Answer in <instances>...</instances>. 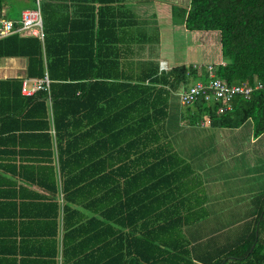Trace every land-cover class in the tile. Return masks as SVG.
Instances as JSON below:
<instances>
[{
    "label": "trees",
    "instance_id": "1",
    "mask_svg": "<svg viewBox=\"0 0 264 264\" xmlns=\"http://www.w3.org/2000/svg\"><path fill=\"white\" fill-rule=\"evenodd\" d=\"M40 1L42 40L17 33L0 38V58L25 56L27 77L47 73L50 80L48 90L25 95L22 78L0 79V178L12 189L3 196L25 200L17 204L21 210L13 208L28 214L37 237L47 239L41 264H57L59 248L62 264H220L226 256L235 257L230 264H264V195L234 243L194 246L184 231L205 216L192 207L181 212L187 199L180 185L191 171L163 132L168 103L158 98L166 91L154 83L176 89L206 80V71L179 65L133 83L120 53L105 50L107 1L71 19L58 0ZM34 2L0 0V18L6 6L13 16ZM178 14L189 30L218 32L217 77L264 86V0H190ZM192 105V123L205 116L234 128L251 119L253 135L264 132V87L249 98L235 96L226 111L203 98Z\"/></svg>",
    "mask_w": 264,
    "mask_h": 264
},
{
    "label": "crops",
    "instance_id": "2",
    "mask_svg": "<svg viewBox=\"0 0 264 264\" xmlns=\"http://www.w3.org/2000/svg\"><path fill=\"white\" fill-rule=\"evenodd\" d=\"M105 1L107 4L103 8L106 10L101 21L110 25L101 29V35L107 40L105 50L120 53L122 68L135 78L133 83L146 74L154 72L159 76L179 65H192L200 74L201 71H206L208 64L222 62L218 32L189 30L185 26L184 17L178 14L180 8L189 6L190 0ZM58 3L70 19L80 13L81 9L91 6L92 10L97 11L101 6L98 0H58ZM35 5L34 2L33 7ZM33 7H22L18 13L10 16L6 6L3 9L4 17L19 19L22 9ZM19 35L33 36L27 33ZM115 38L119 41L111 43ZM212 43L215 44L214 47H211ZM27 62L25 56L1 57L0 79L18 77L22 78V82L28 79L27 85L30 86L29 79L37 77L26 76ZM196 80L198 79H190L187 85H178L176 89L161 82L154 83V86L166 91L158 98L159 101L165 100L168 103L162 122L163 132L173 152L191 171L183 185H180L187 199L184 208H180L181 212H187V209H191L187 207H192L195 215L205 216L185 226L184 231L192 245L196 246V242L205 239L199 246L215 248L218 246H211L207 241L213 229L207 223L209 220L205 219L220 215L222 212L219 209L229 205L235 208L237 215H243L244 223L257 213L259 200L264 195V132L254 136L251 119L234 128L215 126L205 116L192 123L190 116H195V107L192 104L181 105L178 92ZM142 83L147 84L148 81L144 80ZM189 109L190 113L187 112ZM3 179L5 178H0V264H41L47 256L45 252L49 250L47 239L37 237L39 233L36 231L39 228L35 227L28 214L21 213L17 204L25 200L3 196V191L12 194L11 187L1 183ZM16 180L32 191L43 193L36 186ZM225 198L232 201L225 203ZM13 205L20 210L14 209ZM25 211L28 213V210ZM225 229L227 228L214 231ZM240 230L243 231L242 227ZM58 244L60 247V239ZM59 256L62 260L61 248L57 262ZM230 259L232 257L222 264H230L226 262Z\"/></svg>",
    "mask_w": 264,
    "mask_h": 264
},
{
    "label": "built area",
    "instance_id": "3",
    "mask_svg": "<svg viewBox=\"0 0 264 264\" xmlns=\"http://www.w3.org/2000/svg\"><path fill=\"white\" fill-rule=\"evenodd\" d=\"M35 7L25 8L21 10L19 19H11L8 17L0 18V38L10 34H30L43 39V16L41 12V1L35 0ZM207 79L196 80L187 88L178 92V98L181 105H189L199 98L206 101L221 102L220 111H226L231 108L233 98L240 95L249 98L256 89L263 88L262 83L257 82L254 85L245 83L227 84L217 77L214 73L213 64L206 66ZM28 79L23 80L21 84V92L25 95H32L39 90H48L49 78L47 73L41 78H31V85H27ZM200 124H203L201 122ZM60 202L62 199L60 198ZM58 264H62L61 256L58 257Z\"/></svg>",
    "mask_w": 264,
    "mask_h": 264
},
{
    "label": "rangeland",
    "instance_id": "4",
    "mask_svg": "<svg viewBox=\"0 0 264 264\" xmlns=\"http://www.w3.org/2000/svg\"><path fill=\"white\" fill-rule=\"evenodd\" d=\"M215 44L212 43L211 47H214ZM241 162L243 164V159H241ZM229 178H227V181ZM228 201L232 200H227L226 198L224 199V202L227 203ZM222 213L220 215H215V216H209V219H205V221H208V225L211 230V237L207 240L208 243L212 246L217 245L218 247H225V246H220L223 244H229V243H234L236 237L242 232L240 228L242 227L243 231H245L247 223L245 219L243 218V215H237V212L235 208H233L231 205L229 206H223L219 209ZM226 213V214H225ZM245 227V228H244ZM218 228H227L222 231H214ZM227 236V237H226ZM193 239V237H191ZM205 240V239H204ZM204 240L200 242H196V244H203ZM223 240V241H222ZM228 256L222 259V261L227 259Z\"/></svg>",
    "mask_w": 264,
    "mask_h": 264
},
{
    "label": "water",
    "instance_id": "5",
    "mask_svg": "<svg viewBox=\"0 0 264 264\" xmlns=\"http://www.w3.org/2000/svg\"><path fill=\"white\" fill-rule=\"evenodd\" d=\"M261 216H262V213L260 214V216H259V219L261 218ZM258 223H257V226H256V230H255V235H256V237H257V235H258ZM253 246H254V243L251 245V247H250V249H249V252L252 250V248H253ZM229 257H232L233 258V256H228V258ZM225 261V259L221 262V264L223 263Z\"/></svg>",
    "mask_w": 264,
    "mask_h": 264
}]
</instances>
